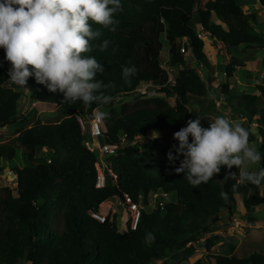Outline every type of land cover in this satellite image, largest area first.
<instances>
[{"label":"trees","instance_id":"trees-1","mask_svg":"<svg viewBox=\"0 0 264 264\" xmlns=\"http://www.w3.org/2000/svg\"><path fill=\"white\" fill-rule=\"evenodd\" d=\"M121 4L123 11L116 14L119 24L115 32L92 25L102 34L92 41L93 51L89 55L103 65L104 72H98L96 80L105 84L101 91L112 97L108 104L84 105L80 101L72 104L64 101L61 93H51L37 84L33 77L27 82L30 91L24 90L32 100L56 107L57 115L42 120L35 113L21 112L24 91L9 86L11 65L0 48V128L9 126L15 131L13 138L0 143V171L1 160L11 161L20 151V166H9L16 185L0 187V264L175 261L182 251L186 257L191 256L195 244L207 234L211 235L204 246L210 251L220 240L212 235L213 223L224 211L232 216L238 195H242L245 208L264 206V195H259L258 186L239 184L238 173L237 178L224 180L228 170L222 168L216 177L193 188L183 174L175 173L179 161L172 164L167 159L170 150L176 155L172 146L178 145V141L173 134L192 119L190 98H202L208 93L197 67L188 66V61L193 60L198 65L207 63L204 41L198 33L230 48H262L264 39L254 30L260 24L258 16L245 12L237 0H121ZM213 14L221 23L212 21ZM104 40L109 45L101 52L96 45ZM163 40L168 45L166 65L174 70L173 82L161 65ZM129 61L138 72L126 84L121 66ZM242 65L232 58L225 66V77L230 78L235 67ZM147 84L156 86L157 92L165 97H145L135 92ZM256 88L259 95L234 96L229 85L223 84L219 93L236 114L257 116L256 130L262 137L257 147L264 154V85ZM131 94L135 95L131 102L111 107L113 99ZM232 96L236 102L231 104ZM170 97L172 103L168 101ZM208 106L212 109L214 103ZM96 109L107 114L103 119L102 141L121 145L118 154L110 158L117 174L116 184L107 181L100 188L96 186L97 154L88 147L78 119H91ZM240 125L248 129L245 124ZM154 131L161 137L159 142L151 138L142 145L128 144ZM123 134L126 145L121 141ZM255 139L250 136V141ZM259 167H264V160ZM231 171L238 170L234 166ZM151 191L165 192L170 199L163 208H153L151 212L142 209L134 230L128 218L124 219L123 230L118 227L117 212L107 214L103 223L92 217L113 197L129 194L137 200L138 195L146 196ZM221 193H227V199ZM144 204L147 205L146 201ZM210 257L215 264H264V254L260 252L244 258L223 253ZM191 264L205 263L197 259Z\"/></svg>","mask_w":264,"mask_h":264},{"label":"clouds","instance_id":"clouds-1","mask_svg":"<svg viewBox=\"0 0 264 264\" xmlns=\"http://www.w3.org/2000/svg\"><path fill=\"white\" fill-rule=\"evenodd\" d=\"M121 11V0H0V48L11 65L9 79L30 91L27 82L34 77L37 84L61 93L72 104L110 103L112 97L101 91L105 84L96 80L103 65L89 55L92 41L102 34L92 25L115 32L119 24L115 17ZM108 45L104 40L96 47L103 52ZM137 72L131 61L121 66L126 84ZM106 117L101 112L96 119ZM158 136L154 131L151 138ZM173 139L178 141L172 146L176 155L170 150L167 159L172 164L179 161L175 173L183 174L193 188L216 177L222 168L228 170L224 180L237 178L238 173L239 184H264V167L249 170L264 160V154L250 142L248 129L224 116H217L209 127L201 125L200 116L189 119ZM234 166L237 172L231 171ZM221 196L227 199V193ZM149 238L154 240L151 234Z\"/></svg>","mask_w":264,"mask_h":264},{"label":"rangeland","instance_id":"rangeland-1","mask_svg":"<svg viewBox=\"0 0 264 264\" xmlns=\"http://www.w3.org/2000/svg\"><path fill=\"white\" fill-rule=\"evenodd\" d=\"M205 0H203L204 2ZM239 3H241L243 10L246 12H254L260 19L264 20V6L261 5L260 0H237ZM212 21L215 23H221L216 16L212 15ZM198 31H200V27H198ZM261 37L264 39V25L258 24L255 26L254 29ZM202 33V32H200ZM202 39L204 41V47H203V53L207 58V63L198 65L196 64V61H188L189 67H194L195 65L199 71V74H201L202 78L205 80L207 85L208 93L206 96L200 98V97H191L189 101V107L191 112V118L194 119L197 116H200L201 122L203 124V127L209 126L210 122H214V118L217 114H219L222 111H226L227 109L223 107V103L221 105H217V102H222V99L218 97V94L216 93L217 86L221 87L223 84H228L231 87L230 92L234 95L240 94V93H251V90L254 88L252 87H246V89H241L242 87L238 84V80H240L241 83H248L254 81V79H250V76L254 75V73H251V63L254 60H257L264 56V48H258L253 50L252 48H246L245 46H239L237 48H230L227 47L223 49L221 45L219 44L214 45L212 44V41L209 39L207 35H203ZM162 49L160 54L161 59V65H163L164 61L168 59V45L163 40L162 41ZM188 54H186L187 56ZM236 58L238 60H241L244 63L243 67H235L236 73L235 76L237 79L234 78H226L224 75L225 71V64L224 60L227 61V63H231V59ZM264 65H258L257 69L259 71L263 70ZM169 73V81L170 78H173L174 70L167 66L166 69ZM253 70V69H252ZM215 73V75H214ZM238 83V84H236ZM10 87H12L15 90L24 91V95L22 98V105L20 108V111L25 114L29 113H35V117L39 119H46L48 117L52 118L57 115V108L54 107L51 104L43 103V102H37L35 100H32L29 97V93L26 92L23 88L20 86L14 84L11 82L9 84ZM242 90V91H240ZM135 95L131 94L128 96H124L121 98L113 99V102L111 103V107L118 108L123 103L131 102L133 97ZM158 97L164 98L163 93L158 92ZM169 102H173V97L168 98ZM260 103V100H258ZM235 103L236 100H233ZM209 103H214V107L211 109L208 105ZM262 104H259L260 107ZM231 112L227 111L226 114L233 113L235 114V119H238L240 121V118L238 115L233 111L232 107H230ZM102 112V111H99ZM204 115V116H202ZM213 116V117H212ZM245 116L246 124L249 128V131L252 133H257V130L255 127L250 126V123L252 122V118H250L247 115ZM231 117V116H230ZM90 118H84L83 124L88 130ZM85 128V129H86ZM85 129H83L85 131ZM15 136V131L13 128L9 126H4L0 128V143H5L11 138ZM150 137H152V134H149ZM159 137V136H158ZM87 143L89 145L92 144V139L87 137ZM144 142V141H143ZM142 142V143H143ZM254 144V143H253ZM93 150V149H92ZM97 154L98 162L104 161L109 167V169L113 170L111 163V160L109 158L101 157L99 152L95 149L93 150ZM139 151H142V147L139 148ZM19 153L15 159L11 161H3L1 160V164L3 165V169L0 171V187L3 186H10L14 187L16 185L14 178L10 175L12 172L10 171L11 168H15L17 165L20 166L19 161ZM99 170L102 168L100 165L98 166ZM253 168H258V165H250L249 170H252ZM258 192L260 196L264 195V184L259 186ZM118 197H113L109 200L106 205H110L118 214V227L123 230L124 229V220L121 221L120 217L126 216L125 209L118 203ZM243 197L242 195L237 196L236 206L233 210L232 216H229L226 211L222 213V216L220 219L216 222H214L215 231H213V236L220 237V240L217 241L210 249V251H207L206 247L204 246L206 239L211 235L207 234L203 237H201L198 242L195 244L194 252L191 256L186 257L184 252L182 251L180 253V258L178 260L172 261L170 259L167 260H160L156 264H185L193 263L197 259H202L205 264H215V261L213 258H211V255H216L219 253L223 254H232L238 258H244L248 257L253 252H260L264 254V206L263 205H257L252 208H245L242 204ZM153 205V204H152ZM152 205L145 208L147 212H151ZM106 206L102 207V210L106 213ZM112 209V210H113ZM233 250V251H232ZM187 259L186 261H184Z\"/></svg>","mask_w":264,"mask_h":264},{"label":"built area","instance_id":"built-area-1","mask_svg":"<svg viewBox=\"0 0 264 264\" xmlns=\"http://www.w3.org/2000/svg\"><path fill=\"white\" fill-rule=\"evenodd\" d=\"M263 1V5H264V0ZM204 35V33H198V37L202 38V36ZM167 59L164 61L163 63V68L167 69ZM170 80L173 82V78H170ZM150 86V84L148 85H143L141 87H139L135 92L139 93L142 96L145 97H154L158 95L157 89L156 90H150L148 87ZM217 105H221V102H217ZM99 110H94L93 112V116L89 121V126H88V130L85 127V125L83 124V119L82 118H78L82 127V131L84 132V134L86 135V137H89L92 139V144L88 145V147L92 150H97L100 154L101 157H107V155H110V157H114L116 154H118L121 145L118 144H110V143H106V142H102V144L99 143V138H101L102 133L104 132V125H103V119H96V116L99 114ZM86 128V129H85ZM85 129V131L83 130ZM151 139L150 136H146V138H141L138 137L135 140L128 142L129 145H142L143 143H145L147 140ZM121 141L123 142V145H126L125 143L127 142L126 140V135L123 134L121 137ZM144 141V142H143ZM143 142V143H142ZM142 146H140L139 148H141ZM109 158V157H107ZM111 165V163H109ZM101 166L102 168H98V166ZM97 170H98V174H97V182H96V186L97 187H104L107 183V181H111L113 184H116V180H117V174L109 169V167H107L106 163L102 160L100 162H97ZM170 196L169 194L162 192V191H151L149 192L146 196H144L143 194L138 195L137 200H134L132 196H130L129 194H124L122 196V198H120V202L119 204L121 206L124 207L125 211H126V216L125 218H128L129 220V225L131 227V229H136L140 216H141V211L142 209L152 205V209L153 208H163L169 201ZM144 201H146L147 205L144 204ZM106 206V213L102 210V207ZM112 207H110V205H106L105 203L103 205H101V210L97 213H92V217H94L95 219H97L98 221H100L101 223L105 222L106 220V216L109 213H115L116 211L113 209ZM124 217H120V220L123 221L125 219ZM190 244V243H189ZM188 244V245H189Z\"/></svg>","mask_w":264,"mask_h":264},{"label":"crops","instance_id":"crops-1","mask_svg":"<svg viewBox=\"0 0 264 264\" xmlns=\"http://www.w3.org/2000/svg\"><path fill=\"white\" fill-rule=\"evenodd\" d=\"M260 3H261V5L262 6H264L263 5V2H262V0H260ZM247 12V11H246ZM258 19H259V21H260V24H262V25H264V20L263 19H260L259 17H258ZM224 26V25H223ZM212 41V40H211ZM212 44H214V45H221V47L223 48V49H225L226 48V45H224L222 42H220V41H216V42H212ZM262 48H264V47H262ZM253 50H255V49H258V48H252ZM239 61H241V60H239ZM242 62V61H241ZM243 63V62H242ZM224 64L226 65V64H228L227 63V61H225L224 60ZM258 65H264V56L263 57H261V58H259V59H257V60H254V61H252V63H251V67H252V69L250 70L251 71V73H254V75L255 76H253V75H251L250 76V79H254V81L253 82H251L250 84H246V83H241L240 82V80H238V82L240 83V84H238V83H236V84H238V85H240L242 88V90L243 89H246V87H252V88H254V90L252 89L251 90V94H256V95H259V91L257 90V88H256V86L257 85H259V84H263L264 85V68H263V70H261V71H259V69H257V67H258ZM244 66V63H243V65L242 66H236V67H243ZM236 71V68L234 69V71H233V73H232V76L230 77V78H234V79H237V77L235 76V72ZM214 75H215V73H214ZM220 89H221V87H219V86H217V90H216V93L218 94V97H220L221 99H222V102L221 103H223L224 105H226V111H222V112H220L219 114H217L215 117H213L214 118V120H215V118L217 117V116H224L225 118H228L233 124H245L246 125V127L248 128V126H247V124H246V121H245V116H240L239 114H237L238 115V117L240 118V121H238V119H235V114H233V113H230V114H226L227 113V111H229V112H231V109H230V105L227 103V102H225L224 101V97L225 96H223L222 94H220L219 93V91H220ZM229 89L231 90V87L229 86ZM242 90H240V91H242ZM234 95V94H233ZM235 96V95H234ZM233 97V96H232ZM233 100H235V98L233 97V98H230V103L232 104V103H234L233 102ZM202 116H204V115H202ZM231 116V117H230ZM194 119H196V118H194ZM213 122V121H212ZM259 123V120H258V118H257V116H255V117H253L252 118V122L250 123V126H252V127H257V124ZM205 127V126H204ZM207 127H209V126H207ZM248 131H249V128H248ZM249 133H250V136H255L256 137V139H255V141H250L251 143H254L256 146L258 145V143L259 142H261L262 141V137L260 136V135H258V133H252V132H250L249 131ZM118 203L120 202V198L118 197ZM109 202V201H108ZM108 202H106V203H108ZM105 203V204H106ZM108 205V204H107ZM120 205V204H119Z\"/></svg>","mask_w":264,"mask_h":264},{"label":"water","instance_id":"water-1","mask_svg":"<svg viewBox=\"0 0 264 264\" xmlns=\"http://www.w3.org/2000/svg\"><path fill=\"white\" fill-rule=\"evenodd\" d=\"M209 39L210 40H212V38L209 36ZM150 90H156L157 89V87L156 86H153V85H150L149 87H148ZM161 140V137H158L157 139H156V141L157 142H159ZM164 140H166V138L164 139ZM102 138H99V143L100 144H102ZM107 157H110V155H107ZM13 178H15V174H13V173H11L10 174Z\"/></svg>","mask_w":264,"mask_h":264}]
</instances>
